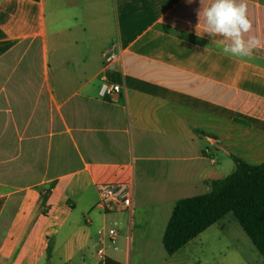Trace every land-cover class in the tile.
<instances>
[{
    "label": "crops",
    "instance_id": "obj_1",
    "mask_svg": "<svg viewBox=\"0 0 264 264\" xmlns=\"http://www.w3.org/2000/svg\"><path fill=\"white\" fill-rule=\"evenodd\" d=\"M211 2L0 0V264H132L136 209L165 233L177 202L209 193L233 156L264 163V47L226 57L203 17L197 36ZM247 4L264 41V0ZM104 81L121 92L101 97ZM107 185L133 188L132 212L103 203ZM212 227L174 255L142 245L136 264H226Z\"/></svg>",
    "mask_w": 264,
    "mask_h": 264
},
{
    "label": "trees",
    "instance_id": "obj_2",
    "mask_svg": "<svg viewBox=\"0 0 264 264\" xmlns=\"http://www.w3.org/2000/svg\"><path fill=\"white\" fill-rule=\"evenodd\" d=\"M232 158L235 171L212 181L209 193L177 202L163 236L169 255L232 213L264 258V163L249 165L235 156ZM105 264L121 263L106 259Z\"/></svg>",
    "mask_w": 264,
    "mask_h": 264
},
{
    "label": "clouds",
    "instance_id": "obj_3",
    "mask_svg": "<svg viewBox=\"0 0 264 264\" xmlns=\"http://www.w3.org/2000/svg\"><path fill=\"white\" fill-rule=\"evenodd\" d=\"M191 0H189V3ZM197 36L203 17V34L219 37L226 57L252 58L254 52L264 47V41L252 35L253 23L248 16L247 0H212L198 12Z\"/></svg>",
    "mask_w": 264,
    "mask_h": 264
},
{
    "label": "rangeland",
    "instance_id": "obj_4",
    "mask_svg": "<svg viewBox=\"0 0 264 264\" xmlns=\"http://www.w3.org/2000/svg\"><path fill=\"white\" fill-rule=\"evenodd\" d=\"M132 219H134V229L131 230V219L128 218L127 222L124 223V230L126 231L129 239L133 237V254H132V264H136L138 261V251L139 248L144 246L149 247H161L165 249L163 245V236H164V229L163 219L160 218L158 215L153 216V220L145 221L143 219V214L140 209H136L135 213L133 214ZM167 224V223H166ZM143 230L152 231V235L144 238L141 235ZM209 234L210 239L207 241L208 245L211 247H228L231 250L225 255L226 259L224 260L226 264H231L236 254L233 253L238 251L240 248L244 249H251L253 253H258L261 261L264 263V258L261 256L257 248L254 246L253 242L247 236L245 231L243 230L242 226L236 219V217L230 213L228 214L224 220H222L219 224L212 227L210 230L207 231ZM221 236V241H219L218 237ZM199 241L195 242L194 245L198 244ZM201 245V244H200ZM250 251V250H248ZM114 256V254H113Z\"/></svg>",
    "mask_w": 264,
    "mask_h": 264
},
{
    "label": "built area",
    "instance_id": "obj_5",
    "mask_svg": "<svg viewBox=\"0 0 264 264\" xmlns=\"http://www.w3.org/2000/svg\"><path fill=\"white\" fill-rule=\"evenodd\" d=\"M116 54H111L107 58V62L110 63L112 60L116 59ZM122 86L118 84L109 83L104 81L101 85L99 94L104 98H112L115 94L120 93ZM206 157L210 159L212 163L216 162L215 157L212 156L211 151L206 149L204 151ZM101 194L104 204H109L110 202L116 203L120 208L133 211V188L128 185H107L102 187ZM108 236L110 242L115 245L117 242V232L114 229L108 231ZM99 254L103 256V251L99 250Z\"/></svg>",
    "mask_w": 264,
    "mask_h": 264
}]
</instances>
